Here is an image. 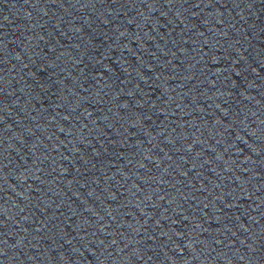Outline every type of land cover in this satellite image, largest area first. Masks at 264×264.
<instances>
[{"label": "water", "instance_id": "water-1", "mask_svg": "<svg viewBox=\"0 0 264 264\" xmlns=\"http://www.w3.org/2000/svg\"><path fill=\"white\" fill-rule=\"evenodd\" d=\"M0 264H264V0H0Z\"/></svg>", "mask_w": 264, "mask_h": 264}]
</instances>
